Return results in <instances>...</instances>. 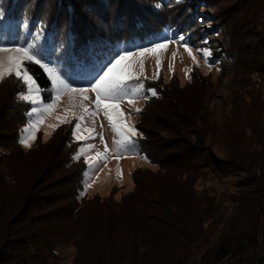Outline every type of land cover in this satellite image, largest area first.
<instances>
[{"label":"trees","instance_id":"16d2710c","mask_svg":"<svg viewBox=\"0 0 264 264\" xmlns=\"http://www.w3.org/2000/svg\"><path fill=\"white\" fill-rule=\"evenodd\" d=\"M219 4L0 0V27L12 31L15 42L35 43L61 68H91L121 46L147 44L165 30L184 34L183 27L201 13L199 5L206 8L204 18L216 21L212 10ZM235 5L251 24L248 49L260 61L243 70L264 77V0L236 1L228 12ZM27 67L49 89L44 70L30 62ZM24 90L15 77L0 82V264H59L64 259L58 250L71 248L72 264H264L263 136L259 151H252L217 134L205 110L191 108L193 101L174 97L176 114L156 118L172 135L138 126L140 149L157 169L136 171L134 190L120 200L113 193L87 197L88 165L74 158L80 145L72 126L28 150L20 142L31 107L19 98ZM200 177L211 183L202 192Z\"/></svg>","mask_w":264,"mask_h":264},{"label":"rangeland","instance_id":"374dc122","mask_svg":"<svg viewBox=\"0 0 264 264\" xmlns=\"http://www.w3.org/2000/svg\"><path fill=\"white\" fill-rule=\"evenodd\" d=\"M219 1V6L212 10V16H217V22L213 18H204L207 14L206 8L199 5L201 13L191 21L190 25L183 27L181 33L184 34H176L172 30H165L159 37L149 40L147 44L137 43L129 47H119V52L130 48L139 51L149 45L150 42L164 40L165 38L175 40L183 35L192 47L193 54L196 55L198 62L194 63L184 47L178 46L177 43L169 44L167 50H162L157 54L149 53L144 57H135L131 63L137 74L141 73L140 64L143 63L141 79L145 84V92L140 94V98L136 100L134 106L124 103L121 105V109L125 113L126 122L134 124L136 129L139 125L154 127V129L161 131L162 135L169 136L172 133L166 130L167 125L156 118H171L177 110L175 107L176 101H172V99L174 97L176 100L185 98L186 101H193L191 108L195 107L197 111L205 110L206 122L208 125H213L217 134L228 135L232 142H239V144L246 145L245 147L252 149V151H259L260 147L257 143L261 136L264 138V77L258 73L243 70L244 65H260V61L257 60L258 57L255 58L251 54L253 50L248 49V47L253 48L251 46L253 44L251 24L244 23L246 16L242 11L239 12L242 7L236 9L235 5L233 11L228 12L231 7H234V3L236 1L240 3V0ZM190 14L191 12H188V15ZM199 16L203 17V22L201 18L199 19ZM189 18L192 17L189 16ZM0 22L2 23L3 20L0 19ZM246 27L249 28V31H246ZM11 35L12 31H6L0 27V44L8 46H26L29 44L28 41L24 43L15 42L10 38ZM236 37L239 38L235 39ZM239 41L241 42L239 43ZM201 48L211 50L209 63H205L203 56L196 51ZM173 53H176L175 58H173ZM3 55L5 54L0 53V56ZM157 59L160 60L159 68L157 67ZM49 61H51L50 66L57 68L61 73L67 72L80 76H87L100 66L61 68L56 61ZM157 73H159L158 77ZM149 88L156 89L157 93L160 91L162 97L158 93L157 96H149L147 99L142 98ZM24 91H26V87ZM47 94L48 91H45L43 99L50 103L49 98H46ZM52 95L55 94L52 93ZM198 95L201 97L200 99ZM89 96L94 99L95 93H89ZM72 103L73 97L71 95L62 97L54 112L46 116L44 122L36 130V139L30 141L31 147L38 141H48L53 133L60 128L67 129L72 126L73 130L76 121L72 117V112L79 115L81 109L78 106V97L76 98L77 106L75 108L72 107ZM148 103H150L149 109L146 110L148 113H144ZM137 108L141 109L138 114L135 111ZM66 109L69 110L68 119L71 120V123H61L58 119V117L65 116ZM34 119V117H28L23 126L21 139L28 135L24 130L30 127ZM101 123H103V129L100 128ZM50 125L58 126L50 127ZM86 127L95 128L98 133L102 131L109 149L115 148L113 143L114 133L103 114L96 118L95 124L88 120ZM83 135L87 136V131H84ZM210 138H212L211 135ZM153 141V143H156L155 140ZM78 142L79 148L82 147L83 141ZM89 143L95 145L92 155H95L97 151H104V143L100 141L99 136L95 140L89 141ZM23 147L27 150L31 148L24 145ZM152 147L156 152L158 145L155 146L154 144ZM128 152L129 154L125 158L119 160L115 156H110L107 164H101L98 171L88 167L83 194L87 197L95 195L108 197L113 193L114 199L120 200L125 194L134 190L133 174L136 171L140 169H157V166L151 164L148 158L144 159L147 155L141 151L138 140L134 146L129 147ZM86 163L88 165L87 161ZM121 171L122 176L119 175ZM93 174L95 178H93ZM90 180L91 187H88ZM196 181L197 188L201 192L205 187L211 186V183L207 182L205 178L200 177ZM226 183H229V181H226ZM58 253L64 259L59 264H72L75 254L74 249H59ZM225 262H231V260ZM233 264H238V261H234Z\"/></svg>","mask_w":264,"mask_h":264},{"label":"snow or ice","instance_id":"6c2138e0","mask_svg":"<svg viewBox=\"0 0 264 264\" xmlns=\"http://www.w3.org/2000/svg\"><path fill=\"white\" fill-rule=\"evenodd\" d=\"M2 15L0 13V18ZM42 31L37 34V38L42 35ZM171 43H177L178 46L184 47L193 62L198 63L192 47L183 35L175 40L165 38L150 42L149 45L139 51L130 48L123 52H117L106 58L98 68L87 76L67 72L61 73L57 68L51 67V61L46 59L42 50L38 49L35 43L26 46L0 44V53L5 54L0 56V82L4 81L5 77H15L25 85L26 91L20 93L19 98L32 105L27 115L29 118H35L30 127L24 130L28 135L20 142L26 147H31L30 141L36 139V130L44 122L46 116L54 112L62 97L71 95L73 97L72 107L77 106L76 98L78 97V106L81 109L79 115L72 112V117L76 121L73 125V137L76 141H83V146L79 148L78 155L74 158L79 160L84 157L88 162V167L97 171L101 164H107L110 156H115L118 160L125 158L129 154V147L137 143L136 137L142 134L139 133L134 124L126 122L121 105L127 103L134 106L136 100L140 98V94L145 92V84L141 79L143 63L140 64L141 73L137 74L133 70L134 66L131 61L135 57H144L149 53L157 54L162 50H167ZM196 51L203 56L205 63H209L210 49L201 48ZM175 55L176 53H173V58ZM29 62L39 65L47 74L50 80L49 89H42L39 86L27 67ZM157 67H160L159 59H157ZM158 75L159 73H157V77ZM45 91L49 92L50 103L43 99ZM52 93L55 95L53 96ZM89 93H95V98L92 99ZM157 94L156 89L149 88L142 98L147 99L149 96H157ZM135 111L138 114L141 109L137 108ZM68 112L69 110L66 109L65 116L58 117L61 123H71V120L68 119ZM101 114L107 119L109 127L114 133V149H109L102 131L98 133L95 128L86 127L88 120L95 124L96 118ZM57 126L50 125V127ZM100 128L103 129V123L100 124ZM84 131H87V136L83 135ZM97 136L104 143V151H97L95 155H92L95 145L89 141L95 140ZM119 175L122 176V171ZM93 178H95L94 174ZM87 186L91 187V180Z\"/></svg>","mask_w":264,"mask_h":264},{"label":"built area","instance_id":"2783aa9c","mask_svg":"<svg viewBox=\"0 0 264 264\" xmlns=\"http://www.w3.org/2000/svg\"><path fill=\"white\" fill-rule=\"evenodd\" d=\"M225 264H228L227 262Z\"/></svg>","mask_w":264,"mask_h":264}]
</instances>
